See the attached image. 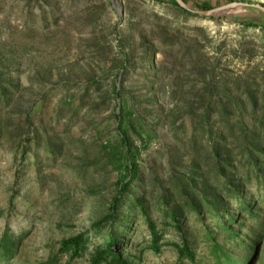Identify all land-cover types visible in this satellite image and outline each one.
<instances>
[{
    "label": "rangeland",
    "instance_id": "374dc122",
    "mask_svg": "<svg viewBox=\"0 0 264 264\" xmlns=\"http://www.w3.org/2000/svg\"><path fill=\"white\" fill-rule=\"evenodd\" d=\"M164 1L0 0V240L15 241L14 255L5 264H93L97 245L107 243L102 238L106 229L94 237L91 225L107 213L128 180H123L127 152L115 120L114 85L119 86L122 74L116 39L131 22L148 32L158 78L146 82V66L152 64L141 60V51L130 54L121 95L137 127L125 136L138 153L139 176L128 192L142 196L162 241L187 240L203 264H213L210 235L232 247L222 242L214 213L200 218L181 197L177 218L182 228L165 224L170 218L162 199L181 191L203 194L223 180L212 159L219 143L206 131L207 123L214 130L235 123L232 132L219 135L228 151L224 159L252 170L250 183L241 190L246 201L264 197V154L248 147V134L238 124L251 128L264 122V28L257 20L252 26L240 21L254 18L257 11L240 7L214 20L184 19ZM233 1L264 6V0L187 4L218 7ZM208 71L216 88L205 87ZM249 93L257 97L254 108ZM207 95L213 101L231 96L225 99L224 116L213 108L205 118L200 101ZM236 205L229 199L221 209L234 214ZM259 209L264 217V206ZM126 211L128 221H118L115 230L116 241L125 244L121 256L134 264H178L173 246L165 244L157 253L146 248L150 235L143 217ZM253 227L247 220L241 232ZM82 231L90 238L74 257L61 241ZM261 255L257 264H264V243ZM101 264H112L110 257Z\"/></svg>",
    "mask_w": 264,
    "mask_h": 264
},
{
    "label": "trees",
    "instance_id": "16d2710c",
    "mask_svg": "<svg viewBox=\"0 0 264 264\" xmlns=\"http://www.w3.org/2000/svg\"><path fill=\"white\" fill-rule=\"evenodd\" d=\"M159 3H164V0H156ZM187 3V0H182ZM169 3L177 7L184 16V19L199 17L190 11L178 6L175 0H169ZM263 5V4H261ZM194 9L198 10H208L212 8L208 3L194 4ZM255 9V8H254ZM256 16L249 18H241V23L247 26H252L253 21L257 20L261 26L264 28V13L260 10L255 9ZM213 19L214 18H209ZM192 29L195 31H201V27L193 26ZM149 35L146 29L140 27L139 24L131 22L129 23L121 36L116 39V45L118 50L121 52L122 57V74L120 76L119 86L114 85V92L117 97V104L119 110L115 114V120L120 128L119 137L122 138L121 142L124 144V150L127 152V163L124 165L126 168V174L123 180H126L124 184L119 187L118 194L111 199L108 205V211L97 221L91 225V230H93L92 235L94 237L101 236L102 229H106V236L102 238L107 240V243H102L97 245L95 255L92 257L93 264H101V262L108 257H110V262L112 264H134L130 257H122L121 250L125 247V244L118 243L115 239L116 223L118 221L127 222V216H125V208L127 211L134 210L141 214L146 224L147 230L150 235V239L147 249L152 250L154 253L160 251L161 247L165 244L173 246L178 254L179 263L178 264H203L202 261L196 259V253L190 247L187 240H183L180 243L170 242L165 243L162 241L163 234L158 229L154 220L149 216L146 204L142 196H133L128 190L134 180L138 178L137 168L138 165L135 163V158L138 156L136 149L132 147L128 141L125 133L129 130L136 131L134 120L132 119L131 112L127 107L125 97H122V82L124 81L126 62L129 60L130 54H135L136 51H141V60L144 63H151L149 67L146 66L145 80L150 82L153 79L158 78V69L154 62L155 48L153 44L148 42ZM125 46H127L128 51H125ZM241 47V44H239ZM148 53H150V59H147ZM149 61V62H148ZM153 70L154 73L150 74ZM206 76L209 79V83L205 85L207 89L216 88L217 84L214 83V75L212 71H208ZM212 95H207L201 98V105L205 106L206 113L205 118H208L211 110L220 109L223 116L226 114L228 103H225V99L231 100V96L221 97V100L213 101ZM254 93H249L248 102L251 107L256 106V100ZM243 103L244 101H238ZM262 120L264 121V106L261 109ZM240 130L248 134L247 144L248 147L252 149L255 154H264V122L256 123L253 127H248L243 123H238ZM235 123H223L214 130L212 123H207L206 131L209 134H215L214 142L219 143L217 147L213 148L212 159L214 160L218 170L220 169V174L223 177L222 182L217 185L211 183V187L207 189L203 194L196 191H181V195H173L169 199H162L163 212L166 216H169V221L165 224L168 226H173L176 229H181V220L177 218V206L181 197V202H185L186 208L193 211L200 218L203 214L207 212H212L216 215L217 230L224 235L223 243L231 244L232 247H225L221 245L216 236L210 235V253L209 258L213 264H257L261 261L262 257V245L264 241V217H259L260 207L264 206V197L246 201L245 195L242 193V188L245 184L250 183L252 170L239 168L224 159V156L228 155V151L223 149L222 141L223 137L220 134L230 133L234 130ZM213 140V138H212ZM116 152V148L112 150V154ZM226 160V161H225ZM225 172L230 173V177H225ZM259 178V177H258ZM229 199L237 201L235 213H231L228 210H224L225 202ZM126 211V212H127ZM121 214L123 216H121ZM225 217V219H223ZM250 221L254 224L253 228L247 230V234L241 232V228L244 226L246 221ZM131 223V222H130ZM129 223V224H130ZM88 231H82L75 236L69 237L61 241V248L71 251L74 257L81 253L84 249L85 243L89 240ZM237 250V251H235ZM15 251V241L9 237H4L0 240V264H5L7 260H10L14 255ZM38 264H50V263H38Z\"/></svg>",
    "mask_w": 264,
    "mask_h": 264
},
{
    "label": "water",
    "instance_id": "95a60500",
    "mask_svg": "<svg viewBox=\"0 0 264 264\" xmlns=\"http://www.w3.org/2000/svg\"><path fill=\"white\" fill-rule=\"evenodd\" d=\"M175 1L178 4V6H180L181 8L186 9L193 14L206 17V18H212V17L218 18L219 16L224 15L230 10L234 8H240V7H253L264 13V6L259 3H246L242 1H233L227 4H223L221 6H218V7H212L208 10H198V9H194L190 7L187 3L183 2L182 0H175Z\"/></svg>",
    "mask_w": 264,
    "mask_h": 264
}]
</instances>
